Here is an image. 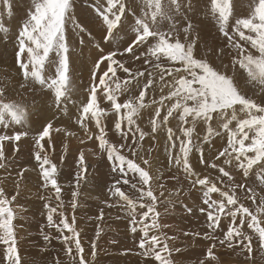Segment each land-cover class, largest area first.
Masks as SVG:
<instances>
[{
  "label": "snow or ice",
  "instance_id": "obj_1",
  "mask_svg": "<svg viewBox=\"0 0 264 264\" xmlns=\"http://www.w3.org/2000/svg\"><path fill=\"white\" fill-rule=\"evenodd\" d=\"M0 3L11 14V0H0ZM141 4V13L137 15L126 0H86V6L101 19L105 29L103 40L113 45V50L105 52L99 44L96 45L101 55L93 64L91 84L86 90V102L81 101L78 108V122L82 127L85 121H94L95 127L99 130L95 139L99 142L100 149L107 153L112 163V171L122 174L123 184L129 183V180L124 178L129 172L139 178L136 183L131 184V188L138 192L135 199L121 190L119 186L121 180H116L111 189L113 196L124 202L122 207L128 214L131 232L137 233L139 230L142 234L138 247L143 250L144 256H152L158 264H174L170 258L171 249L168 241L175 238L164 236L163 233L156 234L161 225L158 222L160 216L157 211L158 197L151 187L153 177L137 163V158L142 160L144 165L150 163L147 159L138 157L137 148L140 147L138 141H143L148 133L136 124L135 118L141 109L147 107L145 104L147 93L155 88L158 77L159 82L165 84L169 91L166 96L161 94L158 101L156 99L151 101L152 105H159L151 119V133L154 138V134L161 126L165 128L169 162L174 161L189 178L194 177L193 186L199 185L202 189L203 206L199 211L206 214L207 227L211 230L203 234L198 231L185 232L184 235H191L193 238L202 236L205 240H211L212 243L206 251V259L213 261L218 259L214 254L217 242L229 248L238 244L251 254L252 237L244 232L245 225L247 229L252 230L261 249H264V219L259 218L260 214H264V197L260 199L255 213L251 211L238 200L236 192L246 189L251 194L249 199L253 204H256L257 193L245 184L233 183L234 178L225 170V166L235 163V167L242 170L244 177H249L251 172H255L260 183L264 184V103L242 94L234 82V77L229 76L226 71H220L206 59L196 57L195 47L199 37L192 35L194 26L186 14L193 10L192 0H141ZM206 10L216 21L221 35L227 39L228 47L237 51V55L232 57L233 67L238 64L250 82L264 85V0H251L249 15L236 18L234 24H231V31L228 29L233 15L232 0H209ZM182 12L185 13L181 17V22L184 23L183 41L179 36L181 29L176 23ZM129 13L133 17L131 31L134 38L120 51L119 41L124 37L119 34ZM165 20L169 22V30L161 31L160 22ZM69 23L74 31L81 34V44L84 43V34L91 36L88 28L74 15L73 0H28L14 44L15 63L25 83L31 81L39 85L40 91L51 92L52 102L57 111L64 112H67L68 103H76L71 100V92L74 89L71 86L70 47L67 39ZM8 31L9 29L0 23V32L5 34V38ZM241 41L250 45L258 54H253L245 48ZM141 48L145 51H140ZM222 51L221 49V54ZM124 54L132 56L133 64L143 59L146 67L143 70L127 67L125 62L117 59L118 55ZM105 65L101 72V67ZM119 71L126 74L123 81L118 76ZM166 77L169 78L167 82ZM161 92L163 93V88ZM100 93L110 103L111 111L117 117L114 128L125 141L119 146L106 139L107 132L102 118H106L107 113L99 105ZM123 97L127 99L121 102ZM164 108L167 110L162 114ZM27 110L28 106L22 102L8 100L4 89L0 88V125L7 128L10 123L23 124ZM170 117L178 120L181 135H176L173 128L168 127ZM214 119L217 121L215 128L212 124ZM199 124L205 125L206 129L202 137L196 134V127ZM52 128V121L44 123L42 129L34 136V144L38 149L34 156L39 162L44 187L51 185L55 199L60 201L61 188L56 178L57 166L52 163L45 145L42 144V141L48 138L47 147L53 148L50 135ZM27 134L15 132L12 136L0 135V161L6 158L2 142L19 141ZM225 134L227 144L223 150H218L215 156L206 159L205 146L210 148L214 136ZM129 136L132 144L127 143ZM88 138L92 139V136ZM194 152L199 155V162L206 168L218 170L220 175L216 180L221 186L212 182L207 175L201 178L195 172L190 161V155ZM220 160L222 164L217 163ZM76 163L78 185L80 180L84 179L87 170L83 152ZM0 167H3L2 163ZM23 172L21 169V177ZM224 178L228 179L230 187L224 185ZM155 179L159 180L160 177L157 176ZM180 191L181 189H176L177 196ZM213 194H218L219 198H213ZM18 195L17 192L16 196L9 198L4 189L0 188V245L4 246V264H21L14 226L16 213L13 208ZM75 196L74 192V200ZM166 203L172 205L174 202L167 200ZM71 206L75 209L77 205L73 202ZM182 207L188 213L192 212L187 205ZM44 208L47 209L49 227L57 229L59 233L57 238L62 240L66 253L73 256V264H87L81 234L74 227L75 217L70 219L65 215L62 202L56 206L45 202ZM54 214L58 215V222L54 220ZM222 217L231 221L226 231L221 228ZM102 218L101 210L98 219ZM216 229L223 232V239L217 241L212 235ZM44 239L49 240V236L45 235ZM91 247L94 256L95 240L91 242ZM76 257H79L78 261ZM200 264H205V261L202 260Z\"/></svg>",
  "mask_w": 264,
  "mask_h": 264
},
{
  "label": "rangeland",
  "instance_id": "obj_2",
  "mask_svg": "<svg viewBox=\"0 0 264 264\" xmlns=\"http://www.w3.org/2000/svg\"><path fill=\"white\" fill-rule=\"evenodd\" d=\"M126 3L136 11L137 15L141 13V0H126ZM208 3L209 0H192L193 10L186 13L194 26L192 35L199 37L195 47L196 57L206 59L220 71H226L229 76L234 77V82L242 94L259 103H264V85L250 82L238 64L233 67L232 57L237 55V51L228 47L227 39L221 35L216 21L206 10ZM250 4L251 0H232L233 15L229 31H231V24H234L236 18H244L249 15ZM11 6V14H9L8 10L0 3V23L9 29L6 38L5 34L0 32V88L4 89L8 100L22 102L28 106V110L23 124L10 123L7 128L0 125V135L12 136L15 132H27L28 134L22 136L19 141L9 142L6 140L2 142L6 158L0 161L3 164V167H0V188L4 189L9 198L16 196L17 192L19 193L13 208L16 213L14 226L21 264H73V256L66 253L65 245L61 239L57 238L59 235L57 229L48 225L47 209L44 208L45 202L52 206L62 202L65 215L70 219L75 217L74 227L81 234L80 239L85 249L87 264H158L152 256L143 255V250L138 247L142 234L139 230L137 233L131 232L128 214L122 207L124 202L119 200V197H114L111 191L115 181L121 180L119 185L121 190L135 199L138 192L131 188V184L138 181V176L131 172L127 173L124 178L128 179L129 183L123 184L122 174L112 171V163L109 161L107 153L100 149L99 142L95 139L99 130L95 127L94 121H85L83 127L78 122V108L81 101L86 102V90L91 84L93 64L101 55L96 45L99 44L105 52L113 50V45L103 40L105 29L101 19L91 8L86 6V0H73L74 15L88 28L91 36L84 34V43L81 44V34L73 30L71 23L68 24L71 86L74 89L71 92V100L76 103H68L67 112L57 111L52 102V93L47 90L40 91L39 85L33 84L31 81L25 83L20 69L15 63V35L24 17L28 0H11ZM184 14L182 12L176 19L177 26L181 29L179 31L181 41L184 36L182 31L184 23L181 22V17ZM125 19L126 22L119 34L124 37L119 41L120 51L134 38L131 31L133 17L129 13ZM159 26L161 31L169 30V22L166 20L160 22ZM241 43L244 44L243 41ZM244 47L253 54H258L256 50L250 48V45L244 44ZM221 49L223 50L222 54ZM140 51H145V49L141 48ZM117 59L125 62L129 68L143 70L146 67L143 59L133 64L130 54L118 55ZM105 67L106 65L102 66L100 71L103 72ZM118 76L123 81L126 74L119 71ZM168 79L166 77V82ZM96 82L98 83V79ZM162 88L163 93L161 92ZM168 91V87L161 84L157 77L155 88L147 93L145 100L147 107L141 109L135 118L136 124L148 133L143 141H138L140 147L137 148V153L138 157H143L150 163L144 165L139 158H137V163L148 170L153 177L151 187L158 197L157 211L160 213L158 222L161 225L156 234L163 233L164 236L175 238L168 241L171 249L170 258L174 264H200L202 260L205 261V264H264V249H261L258 238L252 230L246 228V225L243 230L252 237L251 254L238 244L229 248L227 245H220L217 242L214 254L218 259L215 261L206 259V251L212 243L211 240H205L202 236L193 238L191 235H184L185 232L198 231L203 234L211 230L207 227L206 214L199 211V208L203 206L202 189L199 185L193 186L192 179L194 177L189 178L182 168L175 165L174 161L169 162L166 152L167 132L165 128L161 126L154 134V138L151 133V119L155 114V108L159 106L158 104L152 105L151 101L153 99L158 101L161 94L166 96ZM135 94L138 95V92ZM123 99H127V97H123L121 102ZM98 102L107 113L106 118H102L107 132L106 139L119 146L125 141L114 128V121L117 117L111 111L110 103L104 99L102 93L98 95ZM166 110L164 108L162 114L166 113ZM7 119L10 120V118ZM49 121L53 123L50 132L53 148L47 147L48 138H45L42 144L45 145V150L52 163L57 166L56 178L61 188L60 201L55 199V192L51 189V185L44 187L45 182L39 162L35 160L34 156V152L38 150L34 144V136L38 130L42 129V125ZM212 124L214 128L217 127L215 119ZM232 126L234 127V123ZM168 127L173 128L176 135H181L179 122L176 118L170 117ZM57 129L59 131H56ZM205 130V125L199 124L196 127V134L202 137ZM89 136H92V139H89ZM127 143L132 144L130 136ZM226 144V134L214 136L211 147L205 146L204 157L211 159L218 150H223ZM81 152L84 154L87 170L84 179L80 180L77 185L76 161ZM124 152L126 154L127 149ZM190 161L195 172L201 178L207 175L212 182L221 186L216 180V177L220 175L218 170L206 168L201 164L197 153L194 152L190 155ZM217 163L222 164V160ZM21 169L24 170L22 177ZM225 170L234 178L233 183L245 184L260 195L257 194L256 204H253L249 199L251 194L246 189L236 192L238 200L255 213L256 207L263 197L261 195H264V184L260 183L255 172H251L249 177H244L242 170L235 167V163L225 166ZM157 176L160 177L159 180L155 179ZM224 185L231 186L227 178H224ZM176 189H181L178 196ZM74 192L76 193L75 200ZM213 198L218 199V194H213ZM167 200H172L174 203L169 205L166 203ZM73 202L77 205L75 209L71 206ZM182 205H187L192 209V212L188 213ZM101 210L103 218L98 219ZM259 218L264 219V214H260ZM54 220L58 222L57 214H54ZM230 222L222 217L221 228L226 231ZM98 226L99 235H97ZM45 235L49 236V240L44 239ZM212 235L217 238V241L224 238L220 229L213 231ZM93 240L96 241L94 256L91 247ZM175 249L180 251L177 252ZM3 250L4 246L0 245V264H4ZM78 259L79 257H76L77 261Z\"/></svg>",
  "mask_w": 264,
  "mask_h": 264
},
{
  "label": "bare ground",
  "instance_id": "obj_3",
  "mask_svg": "<svg viewBox=\"0 0 264 264\" xmlns=\"http://www.w3.org/2000/svg\"><path fill=\"white\" fill-rule=\"evenodd\" d=\"M257 191V190H256ZM258 194V193H257ZM259 195V194H258ZM260 196V195H259ZM261 196H263L264 197V195H261ZM245 200V199H244ZM247 201V200H246Z\"/></svg>",
  "mask_w": 264,
  "mask_h": 264
}]
</instances>
